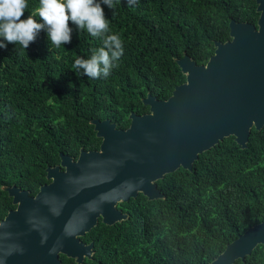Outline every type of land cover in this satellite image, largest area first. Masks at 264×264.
I'll return each instance as SVG.
<instances>
[{
	"label": "trees",
	"instance_id": "1",
	"mask_svg": "<svg viewBox=\"0 0 264 264\" xmlns=\"http://www.w3.org/2000/svg\"><path fill=\"white\" fill-rule=\"evenodd\" d=\"M110 32L124 52L107 78L87 79L72 68L89 58L102 39L72 28L71 43L55 48L41 31L24 50L11 43L0 49V220L15 206L5 188L33 197L49 183L46 168L59 154L75 160L80 151H98L92 120L115 129L129 126V115L148 113L146 95L167 100L185 75L176 65L183 55L204 65L214 43L230 40L228 24L256 26L255 0H115L101 5ZM28 0L22 19L35 15ZM39 19L38 16H36ZM161 198H135L116 204L125 218L105 225L100 218L83 236L91 255L80 264H208L246 229L264 221V126L250 128L240 148L232 136L197 155L182 168L154 182ZM60 264H77L58 255ZM264 264V246L243 261Z\"/></svg>",
	"mask_w": 264,
	"mask_h": 264
},
{
	"label": "water",
	"instance_id": "2",
	"mask_svg": "<svg viewBox=\"0 0 264 264\" xmlns=\"http://www.w3.org/2000/svg\"><path fill=\"white\" fill-rule=\"evenodd\" d=\"M256 26L228 24L230 40L214 43L204 65L187 56L176 60L185 75L165 101L142 100L148 113L129 115L125 130L92 120L98 151L77 158L59 154L46 168L49 183L30 197L5 188L15 208L0 220V264H60L58 255L80 264L91 244L79 237L98 218L105 225L125 216L116 204L138 193L161 198L154 182L178 168L189 171L197 155L232 136L243 148L250 128L264 126V0H255ZM256 245L264 246V221L246 229L208 264H232Z\"/></svg>",
	"mask_w": 264,
	"mask_h": 264
},
{
	"label": "clouds",
	"instance_id": "3",
	"mask_svg": "<svg viewBox=\"0 0 264 264\" xmlns=\"http://www.w3.org/2000/svg\"><path fill=\"white\" fill-rule=\"evenodd\" d=\"M136 2L126 0L128 6ZM102 4L115 8V0H38L35 15L22 19L28 11V0H0V49L11 43L26 50L41 31L46 32L49 44L59 48L71 43V22L78 30L102 39V46L94 49L89 58L75 59L72 65L75 73L89 80L107 78L124 48L121 37L110 32V20Z\"/></svg>",
	"mask_w": 264,
	"mask_h": 264
}]
</instances>
